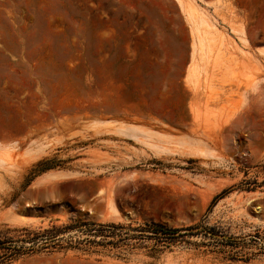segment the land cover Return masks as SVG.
<instances>
[{
    "label": "rangeland",
    "instance_id": "rangeland-1",
    "mask_svg": "<svg viewBox=\"0 0 264 264\" xmlns=\"http://www.w3.org/2000/svg\"><path fill=\"white\" fill-rule=\"evenodd\" d=\"M195 1L196 85L176 0H0V264H264V0Z\"/></svg>",
    "mask_w": 264,
    "mask_h": 264
},
{
    "label": "bare ground",
    "instance_id": "bare-ground-1",
    "mask_svg": "<svg viewBox=\"0 0 264 264\" xmlns=\"http://www.w3.org/2000/svg\"><path fill=\"white\" fill-rule=\"evenodd\" d=\"M205 1L208 3L211 1L214 2L216 0H210V1L205 0ZM176 2H177V5H178L181 13L184 15L187 23L189 24L190 33L192 36L191 51H190L191 52L190 53L191 54L190 62H189L188 68H187V74L185 76H186V79H188L187 80L188 82H190V83L192 82L193 84L196 85L198 82V81L196 82V79L198 78L199 75H201V73L204 70L203 69L204 66H202V64H204L203 62H205V61L207 62L210 58V55L212 54L211 42L219 40L222 35L220 36V30L218 29V26L208 17V15H207L208 13L206 14L204 12L205 10H203V8L195 0H176ZM239 32H240V30H239ZM241 32L243 33V31H241ZM242 39H244V38H242ZM239 49H241V48H239ZM220 57L221 56H219L218 58H220ZM103 123L105 124L106 121ZM107 123H109V122H107ZM105 127H103V128L105 129ZM136 128H138V126L133 127V125H131V127H130V124H129L128 128H121L120 131H118V130L117 131L121 135L134 137V139H135L136 137H138V138L140 137L138 135L139 129L137 130ZM139 132L141 133V131H139ZM157 151H159V150H157ZM199 153H203V151L199 152ZM203 154H205V153H203ZM35 159H37V156L34 158H31L30 160L34 161ZM2 162H3V159L0 158V164ZM54 173H55V171H54ZM57 173L58 174H54L50 177L57 179L58 177H64L65 178L67 176H71L70 173H64L63 171L62 172L57 171ZM46 176H48V175L46 174ZM37 178H39V177H37ZM40 181L41 180H38L37 182L35 181V183L37 184ZM211 195L212 194H210L209 197ZM102 218H103V220H124L125 219L113 201L109 202L108 211L105 214H103Z\"/></svg>",
    "mask_w": 264,
    "mask_h": 264
},
{
    "label": "trees",
    "instance_id": "trees-1",
    "mask_svg": "<svg viewBox=\"0 0 264 264\" xmlns=\"http://www.w3.org/2000/svg\"><path fill=\"white\" fill-rule=\"evenodd\" d=\"M46 169H48V168H46ZM39 170L40 171L41 170L43 171V169H39ZM33 173H34L33 175H36L35 172H33ZM33 177L34 176L30 177L28 181H31L33 179ZM257 185H258V182L256 181V179H253V180H244V181L241 182V186H243L247 190L254 189ZM241 186H239V187H241ZM232 190H233V188L232 187H229V188L223 189L220 193H218L217 195H215L213 197L212 201H211V205L209 206L208 210L210 209V207L212 205H214V203L218 199H221L222 197H224L225 194L229 193ZM146 226H147L146 227L147 229H142L143 231L152 232L154 235H156L158 237H161V238H173V237H177L178 236L177 234H180L179 232L181 230H185L186 231L185 233H182V235L187 234V231H188V234H194V233H192V230L193 229H197V228L200 227L199 225H191V226H188V227H185V228H168V227H163L161 225H149V224H147ZM201 230L202 229H200V231ZM203 231H204V229H203ZM212 234L214 235V233H212ZM53 236H54V234H53ZM9 241H11V240H9ZM5 242L6 241H0V247H4L3 244H5ZM7 248H10L11 249L12 248V244L10 243ZM14 249H16V248L14 247Z\"/></svg>",
    "mask_w": 264,
    "mask_h": 264
},
{
    "label": "crops",
    "instance_id": "crops-1",
    "mask_svg": "<svg viewBox=\"0 0 264 264\" xmlns=\"http://www.w3.org/2000/svg\"><path fill=\"white\" fill-rule=\"evenodd\" d=\"M131 125H133V127H136L137 126V124H133V123H131L130 124V127H131ZM138 126H140V125H138ZM129 127V126H128ZM127 127V128H128ZM124 128H126V127H124ZM120 129V128H119ZM118 129V130H119ZM137 130H138V135L140 136V137H142V133H140L139 131H140V128L138 127V128H136ZM115 133V134H114ZM111 132V133H105V135H110V136H112V137H121L122 136V138L123 139H128V140H131V141H135V140H132V139H134V137H130V136H126V135H121L120 133H118V131H115V132ZM121 135V136H120ZM139 137V138H140ZM135 139H138V137H136ZM136 142V141H135ZM48 171H55V170H53V169H50V170H48ZM48 171H46V172H44V173H47ZM59 172V171H58ZM43 173V174H44ZM43 174H41L40 176H42ZM39 177V176H38ZM36 179V178H35ZM35 181V180H34Z\"/></svg>",
    "mask_w": 264,
    "mask_h": 264
}]
</instances>
